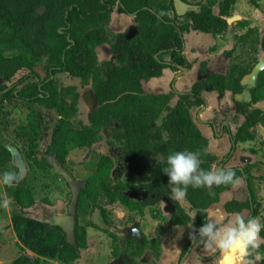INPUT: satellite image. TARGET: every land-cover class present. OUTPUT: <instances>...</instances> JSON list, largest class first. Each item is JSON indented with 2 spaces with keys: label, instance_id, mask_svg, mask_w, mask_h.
Here are the masks:
<instances>
[{
  "label": "trees",
  "instance_id": "trees-1",
  "mask_svg": "<svg viewBox=\"0 0 264 264\" xmlns=\"http://www.w3.org/2000/svg\"><path fill=\"white\" fill-rule=\"evenodd\" d=\"M182 1L188 8L180 18L173 0H0V133L21 144L28 161L49 169L65 166L69 144L91 150L105 143L115 151L114 158L98 152L91 154L87 163L90 174L77 194L76 242L72 245L60 228L27 215V210L35 205L32 188L25 178L18 181V171L11 164L12 154L0 145V173L16 174L11 204L18 211L11 218L10 233L21 249L36 256L32 259L20 255L10 264H40V258L63 264L77 261L79 250L84 248L78 209L82 200L97 202L100 195L130 211L141 212L160 210L162 201L168 199L173 207L170 227L186 228L191 222L190 215L170 199L168 177L162 171L166 165L157 161V157L187 149L200 153L202 169H215L217 157L211 153L209 139L193 116L195 110L207 107L203 96L207 88L241 98L235 100L236 111L232 116L234 122L242 118L230 135L232 150L254 141L258 129L264 130V110L258 107L264 102V68L257 72L253 83L247 80L264 54V35L245 20L236 24L245 31L237 38L236 48L222 54L228 63L202 62V79L189 92L165 94L145 90L146 83L160 78L167 69L176 74L188 72L192 65L184 53L185 35L225 33L229 27L227 18L238 0ZM116 6L120 13L132 16L139 24L141 31L134 38L110 30ZM105 45L110 47L112 59L101 65L98 49ZM39 66L45 73L43 78ZM89 85L95 108L87 116L89 126H85L76 113L79 92ZM45 111L54 112L57 122L50 145L40 155L37 144L47 132ZM256 167L251 164L231 167L237 182H243L244 198L225 203L228 216L239 214L246 219L258 216L253 185ZM126 174L142 182H125ZM235 185L196 189L189 186L185 200L197 210V229L208 218L211 206L219 203L220 195ZM5 188L10 191L9 186ZM131 192L144 193L146 198L133 199L129 196ZM98 209L105 219V210L101 206ZM156 234L152 240L143 237L142 242L113 236L115 261L111 264H135L134 257L146 252L152 254L153 263L157 264L165 232L158 227ZM259 235L264 239V229ZM190 246L191 243L182 256ZM257 252L264 253V245L258 246L246 260L252 261Z\"/></svg>",
  "mask_w": 264,
  "mask_h": 264
},
{
  "label": "rangeland",
  "instance_id": "rangeland-1",
  "mask_svg": "<svg viewBox=\"0 0 264 264\" xmlns=\"http://www.w3.org/2000/svg\"><path fill=\"white\" fill-rule=\"evenodd\" d=\"M187 8L188 6L186 5L185 9ZM215 11L217 13L218 10L216 9ZM178 16L182 18L181 15L178 14ZM236 19L247 21L251 28L264 35V0H238L227 18L228 30L219 36L197 32L185 35L184 53L188 62L192 65L191 69L188 72L179 74L167 69L160 78L152 79L146 83L145 90L151 93L165 94L170 92L176 94L189 92L191 87L201 80L200 64L202 62L215 61L217 64H221V60H224L223 52L236 48L237 38L245 33L244 30H240L236 25L237 23L233 22ZM109 28L114 34H124L128 39L134 38L141 31L139 24L134 21V18L120 13L117 6L112 13ZM111 59L112 56L108 45L98 49V60L101 65L111 61ZM263 61L264 54L260 56L259 64ZM224 63L228 62L224 60ZM43 64L40 63L39 65L43 66ZM40 66L38 70L43 73L41 75V78H43L45 73ZM176 75L179 80H176ZM203 93L207 101V107L195 110L193 116L197 120L198 127L203 135L209 139L211 153L217 157L218 164L215 169L246 166L252 161L250 151L256 150L257 155L264 159V136L262 133H258L257 138L254 142H251V145L249 143L239 144L232 150L233 144L231 143L230 135L234 133L237 126L242 122V118L234 122L232 116L236 111L235 100H240L241 98L233 97L230 93L220 94L210 88H207ZM79 94L80 101L77 106L76 117L85 126H89L87 116L95 108L94 94L90 85L82 89ZM175 100L174 97L171 106L175 103ZM258 107L264 110V102L259 103ZM45 114L47 132L43 134L37 144V150L40 155H44L50 145L51 133L57 122L54 112L45 111ZM15 116L18 115L15 114ZM200 121H203V123ZM207 122H214L215 126L208 125ZM0 145L11 152V164L18 171V181L25 178L32 188L35 205L27 210V215L39 221L47 222H51L54 216H64L70 213L73 193L68 186V178L71 176L75 184L82 185L90 174L87 163L92 157V152H98L110 158H114L115 154V151L105 143H100L92 147L91 150H81L75 145L69 144L65 166L61 167L62 171H59L55 168L49 169L42 165H36L31 160L28 161L22 145L3 133H0ZM222 161H226L224 165H220ZM22 168L24 169L23 173ZM116 170L117 168L113 170V174ZM257 173L263 177V172L258 171ZM123 180L130 184L142 182L141 179L128 174L124 176ZM5 187V185L0 184V200L4 198L11 199L13 196L14 185L10 187V191H7L8 189ZM233 188H235L233 193L226 191L220 195V202L211 206L207 211V215L219 211L223 212L227 219L233 217L225 213L224 205L233 198H244L243 182H237ZM254 190L256 199L260 202L259 218L264 221V198L262 197L264 196V177L261 183H254ZM130 196L133 199L140 198L134 192L130 193ZM176 202L190 215L191 222L189 225H192V227H189V225L186 228L170 227V216L173 209L169 200L162 201L160 210L159 208H154L143 210V212L139 210L130 211L119 202L109 201L102 195H100L97 202L92 199L82 200L78 209V223L84 248L79 250L78 260L68 264H111L115 261L112 255L114 247L113 236L135 238L142 242L143 237L148 240L155 238L158 227L164 230L165 235L161 241V259L157 264H241V259L235 253H208L204 251L202 244L198 245L193 239H190V233L195 234L197 229L195 226L197 210L192 209L185 198ZM98 206L105 210V219ZM17 211L18 208L12 204L7 209L0 207V264H10L20 255H27L32 259L36 258L31 252L21 249L17 245V239L10 233L11 218ZM261 242L259 239L258 244ZM190 243V249L182 256L184 249ZM263 256L256 258V264L262 260ZM134 260L135 264H149L150 262L154 264L153 256L150 252L136 256ZM39 261L40 264H63L59 261L42 258Z\"/></svg>",
  "mask_w": 264,
  "mask_h": 264
},
{
  "label": "clouds",
  "instance_id": "clouds-1",
  "mask_svg": "<svg viewBox=\"0 0 264 264\" xmlns=\"http://www.w3.org/2000/svg\"><path fill=\"white\" fill-rule=\"evenodd\" d=\"M200 153L189 151H173L166 157H157L166 166L162 171L168 177L167 186L169 197L175 201L183 200L187 195L189 186L193 189L213 185L232 184L238 181L231 168L204 170L200 167ZM16 181V174L10 171L0 173V184L11 187ZM12 201L10 198L0 200V207L7 209ZM192 227V225H189ZM264 229V221L259 217L245 218L235 214L227 219L223 212L209 213L208 218L196 229L195 234L190 233L189 238L195 243L202 244L205 252L225 254L235 253L245 264H252L245 258L259 246V233Z\"/></svg>",
  "mask_w": 264,
  "mask_h": 264
},
{
  "label": "water",
  "instance_id": "water-1",
  "mask_svg": "<svg viewBox=\"0 0 264 264\" xmlns=\"http://www.w3.org/2000/svg\"><path fill=\"white\" fill-rule=\"evenodd\" d=\"M174 1V5H175V10L177 12V14L179 15H184L187 11V9H185L186 5L183 3L182 0H173ZM264 68V61L260 64H258V66L256 67L254 73L247 79L248 83H253L257 72L260 71L261 69ZM55 168L59 171L61 170V166L60 165H56ZM24 172V169L22 168V173ZM69 184L71 186V188L74 190L73 192V203L74 206H71V211L69 215H64V216H54L51 219L50 224L53 227H58L62 230V232L65 234L66 236V241L69 244H75L76 242V237H75V217H74V213H75V204L77 203L78 200V196L77 194L79 193V185L75 184L73 179L71 178V176H69ZM78 187V188H76Z\"/></svg>",
  "mask_w": 264,
  "mask_h": 264
},
{
  "label": "flooded vegetation",
  "instance_id": "flooded-vegetation-1",
  "mask_svg": "<svg viewBox=\"0 0 264 264\" xmlns=\"http://www.w3.org/2000/svg\"><path fill=\"white\" fill-rule=\"evenodd\" d=\"M201 79H202V77H201ZM204 94V93H203ZM204 96V95H203ZM205 98V97H204ZM201 123H203V121H200ZM209 123H213V122H207V124L209 125ZM225 124V123H224ZM222 127V126H221ZM255 141V140H254ZM254 141H252V142H254ZM253 152H256V150L255 151H253ZM263 159V158H262ZM258 164H261L259 167H258ZM251 165H257V167H256V169L253 171V177H254V183L255 182H259V183H261L262 181H263V177L261 176V175H258V171L259 172H262V170H260V168L262 167V166H264L263 165V163L262 162H254L253 164H251ZM254 183H253V185H254ZM255 191V190H254ZM132 193V192H131ZM135 193V192H134ZM137 194V193H136ZM139 195V194H138ZM129 196H130V193H129ZM131 197V196H130ZM139 197H141V198H146V194H141V195H139ZM256 197V196H255ZM165 200H168V199H165ZM257 200V199H256ZM258 202V204L260 203L259 201H257ZM172 209H173V207H172ZM172 213H173V211H172ZM70 213H68L67 215H69ZM172 215V214H171ZM171 217V216H170ZM257 217H259V213H258V216ZM47 222V221H46ZM50 223V222H49ZM75 224H76V218H75ZM75 229H76V225H75ZM259 237H260V235H259ZM260 240L262 241L261 243H259L258 245L259 246H261V245H264V239L263 238H261L260 237ZM259 241V240H258ZM221 253V252H220ZM264 255V253H255L254 254V259L252 260V264H256V258L257 257H262ZM245 259H247V258H245ZM241 264H245V262H244V260H241ZM258 264H264V256H263V258H262V260L258 263Z\"/></svg>",
  "mask_w": 264,
  "mask_h": 264
},
{
  "label": "crops",
  "instance_id": "crops-1",
  "mask_svg": "<svg viewBox=\"0 0 264 264\" xmlns=\"http://www.w3.org/2000/svg\"><path fill=\"white\" fill-rule=\"evenodd\" d=\"M185 4V3H184ZM186 5V4H185ZM215 13H216V11H215ZM241 20H233V22L234 23H238V22H240ZM126 37V36H125ZM133 38V37H132ZM131 39V38H130ZM187 74H189V73H187ZM187 74H184V75H187ZM177 75H176V80H179V79H177ZM238 100V99H237ZM258 133H262V135L264 136V130L263 129H258ZM247 144V143H246ZM249 145H251V142L249 143ZM250 153H251V159H252V161H254V162H262L263 163V165H264V159H262V157L261 156H258L257 154V152H251L250 151ZM249 162V164H253L254 162ZM248 165V164H247ZM244 167V166H243ZM260 170H262V172H263V177H264V166H262L261 168H260ZM227 191H231V193H233V191H235V188H231V189H228ZM263 198H264V196H262ZM220 202V201H219ZM230 216H234V215H230Z\"/></svg>",
  "mask_w": 264,
  "mask_h": 264
}]
</instances>
